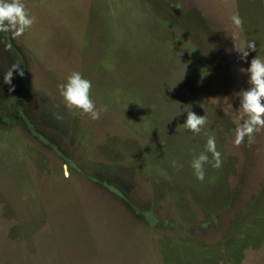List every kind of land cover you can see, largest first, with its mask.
<instances>
[{
  "label": "rangeland",
  "instance_id": "1",
  "mask_svg": "<svg viewBox=\"0 0 264 264\" xmlns=\"http://www.w3.org/2000/svg\"><path fill=\"white\" fill-rule=\"evenodd\" d=\"M22 2L36 22L0 32V264H264V129L233 143L264 0ZM73 72L99 119L60 95ZM206 132L222 166L199 181Z\"/></svg>",
  "mask_w": 264,
  "mask_h": 264
},
{
  "label": "clouds",
  "instance_id": "2",
  "mask_svg": "<svg viewBox=\"0 0 264 264\" xmlns=\"http://www.w3.org/2000/svg\"><path fill=\"white\" fill-rule=\"evenodd\" d=\"M232 20L235 27L242 26L243 21L239 16H234ZM35 22L36 18L30 16L22 0H0V32H12L14 36L19 37ZM250 51H256L255 41L248 42L246 48L239 51L242 54L241 58H247ZM241 71L247 73L249 87L239 92L240 123L235 129V139L233 141L237 147L245 141L246 137L251 142L254 134L264 129V60L255 56L251 59L250 66L241 69ZM14 72L20 76L24 74L23 69L14 64L3 77L5 84H12ZM91 89V81L83 78L79 72L71 73L65 83L58 85L60 95L68 107L79 109L84 114L89 115L92 120H97L100 118L101 112L107 111V108L97 109L91 99ZM206 123L205 115L199 116L193 111H187V118L183 126L193 134L198 135ZM205 135L207 137L205 151L194 155L191 161V167L196 179L199 181H203L205 178V164L211 163L213 168L222 166L221 153L217 151L215 136L207 132ZM208 153L212 155L211 161ZM173 166L182 167V165H177L176 162H173Z\"/></svg>",
  "mask_w": 264,
  "mask_h": 264
}]
</instances>
